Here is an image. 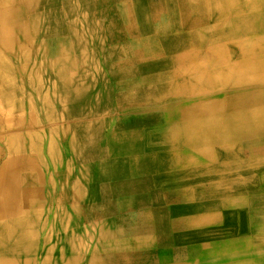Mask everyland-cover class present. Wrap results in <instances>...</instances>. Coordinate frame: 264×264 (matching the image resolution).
Returning <instances> with one entry per match:
<instances>
[{
  "label": "bare ground",
  "instance_id": "1",
  "mask_svg": "<svg viewBox=\"0 0 264 264\" xmlns=\"http://www.w3.org/2000/svg\"><path fill=\"white\" fill-rule=\"evenodd\" d=\"M253 144L264 0H0V264H264Z\"/></svg>",
  "mask_w": 264,
  "mask_h": 264
},
{
  "label": "rangeland",
  "instance_id": "2",
  "mask_svg": "<svg viewBox=\"0 0 264 264\" xmlns=\"http://www.w3.org/2000/svg\"><path fill=\"white\" fill-rule=\"evenodd\" d=\"M260 185H261V183H259V184H257V185H254V187H253V191L252 192H250V196H252V197H255V196H257V195H261L263 192L261 191L262 190V188L260 187ZM256 194V195H255ZM249 195V194H248Z\"/></svg>",
  "mask_w": 264,
  "mask_h": 264
},
{
  "label": "crops",
  "instance_id": "3",
  "mask_svg": "<svg viewBox=\"0 0 264 264\" xmlns=\"http://www.w3.org/2000/svg\"><path fill=\"white\" fill-rule=\"evenodd\" d=\"M253 145H254V147H255L256 149H258L259 147H262V148H263V146H264V144H253ZM242 169H243V172H244V171H246L248 168L246 169V166H244ZM255 169H256V168H255ZM256 170H257V169H256ZM256 172H257V173H256ZM259 172H261V171H260V170H259V171H258V170H257V171H251V173H254V174H256V175H257Z\"/></svg>",
  "mask_w": 264,
  "mask_h": 264
}]
</instances>
